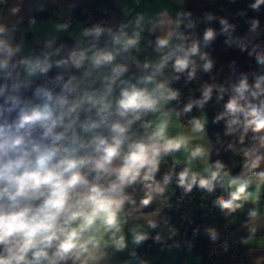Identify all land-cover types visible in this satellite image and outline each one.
<instances>
[{
  "label": "clouds",
  "instance_id": "9594fccd",
  "mask_svg": "<svg viewBox=\"0 0 264 264\" xmlns=\"http://www.w3.org/2000/svg\"><path fill=\"white\" fill-rule=\"evenodd\" d=\"M261 5L264 0H255L250 8L259 11ZM161 15V26L174 23L175 28L157 37L154 50L160 58L145 62L143 69L150 71L135 77V82L123 78L128 65L117 63V58L138 50L142 15L136 18L138 30L131 35L125 31L127 24L116 32L100 25L84 29L82 35L92 36L93 41L54 62L50 56L59 54L60 49L45 53L42 59L14 60L20 47L4 38L8 30L0 25V72L5 80L0 84V264H103L109 250L122 252L128 247L125 229L130 219L143 218L151 229L158 226L143 210L158 198L161 203L168 199L165 192L174 175L176 185L186 194L194 187L209 194L217 187L223 189L226 195L218 196L214 204L225 215L242 209L246 202L258 203L264 187V75L256 76L250 85L242 74L232 85L224 110L213 120L226 121V135L239 131L241 145L252 133V145L239 149L241 171L233 175L221 160L210 163V148L196 142L207 135L205 115L192 117L187 126L177 124L181 131L176 135L169 132L173 115L178 121L193 107L203 110L214 89L218 100L226 89L206 83L201 97L190 98L182 110L168 107L180 96L171 81L159 79L169 63L173 79L178 81L186 73L191 81L196 78V58L203 62L206 73L211 72L213 61L201 51L198 39L178 31L181 17L190 13H178L174 22L166 11ZM207 18L213 19L210 14ZM220 23L223 32L232 27L225 19ZM258 25L253 19L251 31L256 32ZM186 27L193 28L194 23L190 20ZM105 31L110 44L99 47V37ZM174 36L179 42H173ZM215 36L216 32L207 28L204 45ZM255 52L254 47L249 55ZM256 60L264 65V52L256 53ZM53 64L57 68L70 65L79 74L69 73L67 78L58 74L34 87L30 79L20 81L18 71L13 78L17 68L29 78L47 76ZM29 91L30 95L25 94ZM150 115L155 118L146 119ZM228 148L237 151L232 144ZM169 157L170 169L158 180L157 174ZM198 164L203 165L202 171L194 170ZM177 166H182L178 172ZM138 186L142 196L137 203L133 194ZM248 217L246 226L250 225L252 235L242 241L245 244L257 231L258 208L253 207ZM142 227L135 224L128 229L131 243L139 245L148 238ZM206 231L212 241L217 239L214 228ZM171 232L175 235V229Z\"/></svg>",
  "mask_w": 264,
  "mask_h": 264
},
{
  "label": "trees",
  "instance_id": "16d2710c",
  "mask_svg": "<svg viewBox=\"0 0 264 264\" xmlns=\"http://www.w3.org/2000/svg\"><path fill=\"white\" fill-rule=\"evenodd\" d=\"M254 2L255 0H186L181 13H190V15L181 17L179 32L200 41L201 51L206 52L213 61V68L211 72H204L203 62L196 58L198 67L195 79L188 81L186 73L181 75L178 81L173 79L175 74L172 71L171 62L163 75L165 79L171 81L170 86L173 89L179 90V100L173 101V107L178 111L183 109L190 98L199 99L202 86L206 83L222 85L226 89L223 99L220 100L217 99L219 93L214 89L212 98L205 104L203 110L193 107L190 113L182 114L179 121L183 125H188L192 117L205 115L207 118L206 139L211 149L210 163L221 160L233 175L241 171L243 157L239 149L252 145V133L247 134L244 144L241 145L236 138L240 135L239 131L226 135V121L220 120L213 123V120L224 110V105L232 94V85L239 82L242 74L247 76L250 85L254 83L256 76L264 75V65L258 64L256 60V53L264 52V5L260 6L259 11H254L250 8ZM209 14L213 19L207 18ZM221 19H225L232 26L228 32L222 31ZM253 19L259 21L256 32L251 31ZM190 20L194 23L193 28L186 27ZM207 28H212L216 36L205 46L203 34ZM48 45L49 42L38 46V55L41 59L45 53L55 52L56 49H60L59 54L67 56L72 49L78 47L70 45V41L65 38L52 41L50 46ZM254 47L256 52L249 55ZM69 73L79 74L70 65L66 68H57L53 64L47 76L37 75L28 79L33 82L34 87L35 84L43 83L58 74H63L67 78ZM21 92H25L23 86ZM25 94L30 95L31 92ZM0 104H3L2 96H0ZM229 144H232L237 151L233 152L229 149ZM167 159L171 164L170 158ZM168 189L172 197L157 227L170 232L171 229H175V234L180 236L191 247L193 253L203 260L213 243L206 230L214 228L218 233L227 224L234 229L232 221L238 217V211L225 215L214 204L218 196L225 195L224 190L219 187L211 194L196 187L191 193L186 194L175 182ZM166 245L165 241L161 239L157 241L155 237H151L139 245H134L133 248L137 256L144 259Z\"/></svg>",
  "mask_w": 264,
  "mask_h": 264
},
{
  "label": "crops",
  "instance_id": "0c3cea01",
  "mask_svg": "<svg viewBox=\"0 0 264 264\" xmlns=\"http://www.w3.org/2000/svg\"><path fill=\"white\" fill-rule=\"evenodd\" d=\"M101 0H0V25H3L8 30L5 34V39L9 40L13 47L19 46L20 51L13 57L14 60H19L23 57H39L38 46L43 43L56 41L65 38L70 41V45L81 47L84 45L85 36L82 35L85 29L84 23L81 19L83 13L89 10L96 2ZM186 0H119L117 5L108 6L101 4L97 11L105 17L106 26L113 32L119 30L121 25L127 24L125 31L129 35L136 29L135 20L138 16H143L142 22L143 30L141 31V39L139 42L138 50L132 49L129 53H123L121 57L117 58V63H126L128 65V72L125 73L123 78H132L135 82V77L143 75L146 71L143 69L145 62H156L160 58V53L155 49V41L157 37L164 36L170 28H175L173 23L171 26L159 24V21L164 17L161 15L165 11L168 13V18L173 22L177 19V14L181 13ZM17 9L13 12V9ZM73 15L74 20L69 23L68 16ZM67 25L66 29H59L58 25ZM179 31V29H178ZM173 42L177 43V38L173 37ZM106 43L110 44V37L108 33L100 42V47ZM52 51V50H51ZM53 53V51H52ZM52 56V55H51ZM50 56V57H51ZM150 70V69H149ZM20 72V81H24L26 77L22 68H17L13 72ZM31 78V77H30ZM159 79H165L164 76ZM5 82L0 72V83ZM9 85L12 79L7 81ZM168 107H173V102ZM153 116H148L146 119H154ZM181 124L177 121L175 115L172 117V125L169 132L171 135H176L181 131L176 125ZM183 125V124H182ZM187 126V125H185ZM236 136V135H235ZM239 140V136H236ZM203 143L209 147L207 139L203 141H196ZM178 158H183L182 154H177ZM171 160V157H169ZM211 159V149H210ZM210 162V161H209ZM171 164L162 165L161 171L157 174V179L162 180L165 172L169 171ZM182 166H177L176 171H180ZM203 165L198 164L194 167L195 171H202ZM176 182L175 175L173 176L172 183ZM131 191V190H129ZM225 193V192H224ZM137 203L139 202L142 192L137 187V191L133 194ZM226 195V193H225ZM168 197L166 201L161 203L158 198L149 208L144 209L145 213L149 214V218L157 221L161 220L166 208L171 200V191L168 189L165 192ZM256 207L260 213V219L255 224L257 231L253 238L247 243L242 241L247 239L250 235L248 222V213ZM158 213L153 214L155 210ZM238 217L232 221L235 233L239 238L241 248L249 264H262L264 263V187L261 189L260 199L257 204L246 202L242 209H238ZM135 224L142 225L143 231L148 233L149 240L151 237L159 235L161 240L165 241L167 245L149 255L144 259H140L131 243V234L128 229ZM126 239L128 240V247L122 252L113 253L109 250V256L103 261V264H201L202 259L195 255L191 247L177 234L173 235L172 232L167 231L161 227L151 229L147 227V221L141 219H130L125 229ZM135 253V255H133ZM197 258L199 260H197Z\"/></svg>",
  "mask_w": 264,
  "mask_h": 264
},
{
  "label": "built area",
  "instance_id": "2783aa9c",
  "mask_svg": "<svg viewBox=\"0 0 264 264\" xmlns=\"http://www.w3.org/2000/svg\"><path fill=\"white\" fill-rule=\"evenodd\" d=\"M118 1L119 0H101L96 2L89 10H86L81 17L85 29L92 28L95 25H100L101 27L108 29L106 26L105 17L99 14L97 9L101 4H105L108 6L117 5ZM73 20V15L68 16L67 21L69 23H71ZM106 33L107 31H105L99 37V47L100 42L102 41ZM92 41V36L85 37V42L82 47L88 46ZM4 83L5 82H1L0 84ZM217 234V239L213 241L201 264H249L241 248L239 238L230 224H227L226 227Z\"/></svg>",
  "mask_w": 264,
  "mask_h": 264
},
{
  "label": "rangeland",
  "instance_id": "374dc122",
  "mask_svg": "<svg viewBox=\"0 0 264 264\" xmlns=\"http://www.w3.org/2000/svg\"><path fill=\"white\" fill-rule=\"evenodd\" d=\"M83 46V45H82ZM81 46V47H82ZM62 57H67V56H64V55H62V54H57V55H53V56H51L50 57V59H51V61H56V60H59V59H61ZM197 260H199L198 258H197Z\"/></svg>",
  "mask_w": 264,
  "mask_h": 264
},
{
  "label": "water",
  "instance_id": "95a60500",
  "mask_svg": "<svg viewBox=\"0 0 264 264\" xmlns=\"http://www.w3.org/2000/svg\"><path fill=\"white\" fill-rule=\"evenodd\" d=\"M64 54H65V51H64Z\"/></svg>",
  "mask_w": 264,
  "mask_h": 264
}]
</instances>
